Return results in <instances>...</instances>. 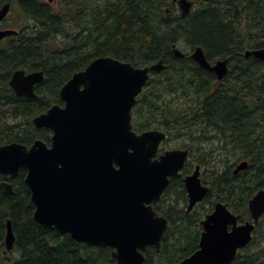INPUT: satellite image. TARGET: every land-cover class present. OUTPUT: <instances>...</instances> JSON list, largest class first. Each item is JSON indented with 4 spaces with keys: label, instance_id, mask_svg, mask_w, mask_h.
Listing matches in <instances>:
<instances>
[{
    "label": "trees",
    "instance_id": "1",
    "mask_svg": "<svg viewBox=\"0 0 264 264\" xmlns=\"http://www.w3.org/2000/svg\"><path fill=\"white\" fill-rule=\"evenodd\" d=\"M191 1L192 12L183 18L172 0H0V8L10 4L9 15L15 16L8 26L7 16L5 28L18 32L0 49V145L48 141L49 134L31 120L55 105L59 88L93 60L110 56L136 68L162 61L166 69L151 73L132 109L134 130H164L185 137L191 147L217 139L229 156L248 159L255 170L249 176L207 178L222 202L247 215L249 199L264 189V63L244 53L264 48V0ZM173 45L183 58L173 55ZM195 47L210 63L228 60L222 82L214 84V76L190 58ZM16 69L43 74L36 100L18 98L8 88ZM24 180L23 170L13 179L0 175V183L9 181L13 190L7 194L0 187V249L10 220L11 253L18 254L13 259L2 252L0 264H114L108 246L78 243L36 223ZM182 224L171 221L160 251L144 252L145 264H176L197 250L196 238ZM259 228L264 230V220ZM261 238L264 233L257 232L231 264H264Z\"/></svg>",
    "mask_w": 264,
    "mask_h": 264
},
{
    "label": "water",
    "instance_id": "2",
    "mask_svg": "<svg viewBox=\"0 0 264 264\" xmlns=\"http://www.w3.org/2000/svg\"><path fill=\"white\" fill-rule=\"evenodd\" d=\"M53 3L55 0H47ZM181 17L193 7L191 0H172ZM10 4L0 8V23L7 17ZM16 31L0 30V40L15 36ZM172 53H183L172 46ZM264 63V48L247 50L244 58ZM190 58L212 71L221 81L228 74V60L211 65L201 47ZM166 69L162 61L136 68L110 56L93 60L83 71L74 73L59 92L64 107L53 106L36 116L34 127L52 132L51 145L40 141L27 148L17 143L0 147V174L15 177L26 171L25 184L34 205L33 220L45 228L66 233L78 243L104 244L113 250L114 264H145L143 251L153 246L158 252L167 230L166 221L156 216L151 204L167 188L171 175L179 171L186 152H166L154 159L163 133L136 134L131 126V111L136 98L149 81L150 72ZM41 72L13 73L9 82L17 96L35 100L34 86L43 81ZM247 168L240 163L234 174ZM189 207L203 199L208 188L201 186L198 169L184 181ZM12 194L11 186L0 185ZM252 223L236 226L237 217L225 205L217 204L202 222L204 232L199 249L176 264H231L237 250L251 241L252 232L264 214V189L248 203ZM233 226L231 231L227 226ZM15 237L11 222H6L4 245L13 249Z\"/></svg>",
    "mask_w": 264,
    "mask_h": 264
},
{
    "label": "flooded vegetation",
    "instance_id": "3",
    "mask_svg": "<svg viewBox=\"0 0 264 264\" xmlns=\"http://www.w3.org/2000/svg\"><path fill=\"white\" fill-rule=\"evenodd\" d=\"M3 29H6V28L2 27V23H0V30H3ZM7 38H10V37H7ZM7 38L0 40V43L5 42V40ZM2 47L3 46H0V49ZM216 61H218V60H216ZM216 61H214L211 64L213 65ZM18 70H22V69L13 70L11 72V74L9 75V78L6 81V84H7L8 88H10V90L13 92L14 96H16L18 98L28 99V98L23 97V96H17L9 85V82L12 78L13 73L18 71ZM204 70L209 72L210 74H212L214 76V78L216 79L214 84H217L218 82L220 83L224 80L223 79L221 81H218L215 74L212 71H209L206 69H204ZM23 71L25 72V74L33 73V72H26L25 70H23ZM41 83H39V84H41ZM39 84H36L34 86V89H33L34 93L36 92V88ZM63 85H62V87H63ZM62 87H60L58 92H57V98L58 99H57V103L55 104L56 106H59V107H64V104L59 100V92H60V89ZM28 100H32V99H28ZM55 105H53V106H55ZM132 128H133V125H132ZM36 129L46 131L47 133H45V135L48 136V134H49V136H48L49 140L48 141L34 140V141H41L42 143H44L45 145H47L49 147L51 145L52 132L48 129H45V128H40V129L36 128ZM133 130H134V128H133ZM147 131H157V132L163 133L166 136V140H164L160 143L154 159H159V157L166 152H173V151L186 152V160L183 164V167L179 171H177V173L175 175H171L168 177L169 183H168L167 188L164 190V192L162 193L159 200L157 202H153L151 204L152 211L155 212L157 217L164 219L166 221V224H167V230L164 232L162 241H163L165 235H167L168 231L171 228V221H173V220L175 221L178 219V221L179 220L183 221V224H182L183 226H184V224L189 226L188 233H190V235L193 238H196L197 250H198L200 240L202 237V233L204 232L202 222L206 219L207 216L211 215L214 212L217 204L225 205L228 212L238 218L237 222H236L237 227L244 225L247 222L252 223V218H251V215H250L249 210H248L249 201H248L247 207H246L247 212H248L247 213L248 217L244 213H239V214L234 213L231 210V208L229 207L228 203L222 202L221 199H219L217 192L211 188L209 182L206 181V179H205L206 176H221V175H226L227 177L228 176H234V177L235 176H249L250 170H252V171H255V170L252 166V163H250V161L248 159L235 160L229 166L223 167L222 170H218L213 165H216V164L218 165V164H223V163L229 164L232 161L230 158L231 156L228 155V152H224V151L220 150L221 148L213 149L215 152H213L212 149L209 151H206V150H204V147L201 148L202 146H200L199 148H194V147H191L190 145H187L188 143L186 144L185 142H183V144H181V146H176V147L170 148V147H166V145L170 141L174 140V136H171L169 132H166V131L160 130V129H156V128L143 130V131H135V132L137 134H140L142 132H147ZM175 138H179V137H175ZM33 142H32V144H33ZM6 144H9V143H4L2 145H6ZM2 145H0V146H2ZM31 145H29V146H31ZM29 146H27V147H29ZM242 162L247 163V168L243 171L238 172L237 174H234L235 168ZM209 164H211L212 166L209 167L208 166ZM207 167H209V168H207ZM197 169H198V179L200 181V184H201V186L208 188V192L206 193V195L203 197V199L201 201L196 202L192 206L191 209H188L190 199H189V195H188V192L186 190L184 181L187 177L192 176ZM11 179H13V178H11ZM7 182L11 185V183L9 181H7ZM169 196H170V200H166L167 197H169ZM173 200H177V202H182L181 204H183V206L181 207V205H180V209H175L173 207L174 205L172 203ZM263 220H264V214L261 215V217L259 218V221L256 224L255 229L252 233V238H254L255 234L260 229L259 224ZM232 228H233V226L231 224H229L227 226L228 231H231ZM248 247H249V244L247 246H245L244 248L238 249L237 250V256L240 253H242L243 251H245L246 249H248ZM237 256H236V258H237Z\"/></svg>",
    "mask_w": 264,
    "mask_h": 264
},
{
    "label": "rangeland",
    "instance_id": "4",
    "mask_svg": "<svg viewBox=\"0 0 264 264\" xmlns=\"http://www.w3.org/2000/svg\"><path fill=\"white\" fill-rule=\"evenodd\" d=\"M13 18H15V16L14 15H9L8 16V18H7V20H6V25L8 26V25H12L13 24V22H14V20L15 19H13ZM2 27H4L5 28V24L4 23H2ZM4 45V42L3 43H0V46H3ZM181 47V50H184L183 48H182V45L180 46ZM263 70H264V67L262 68ZM9 122H10V120H8ZM213 133L211 132V133H209V135H212ZM184 139H185V137H179V138H175L174 137V140L173 141H170L167 145H166V147H170V148H173V147H176V146H181V144H183V142H185L184 141ZM186 144H187V142H185ZM192 142H188V144L187 145H190ZM223 144H221L220 142H219V140H217V139H215L213 142H201V141H197L196 142V147H195V145H194V148H199L200 146H202L201 148H203L204 147V150H206V151H209V150H211V149H219L220 148V146H222ZM238 156H239V153H235V154H233L230 158H231V162L229 163V164H225V163H223V164H216V165H213L216 169H218V170H222V168L223 167H227V166H229L233 161H235V160H237L238 159ZM209 167H211L212 165L211 164H209L208 165ZM209 167H207V168H209ZM208 176H206V181H208ZM166 200H170V196L169 197H167V199ZM173 207L175 208V209H180V205H181V207L183 206V204H181L182 202H177V200H173ZM261 233H264V230L263 229H259L258 230V236L261 234ZM264 238H261V240H260V248L262 247V248H264ZM173 246V245H172ZM178 249V248H177ZM176 250V248H172L171 247V250H169L168 252H170L171 254L174 252ZM2 252H7V253H9V256L10 257H12L13 259H15V258H17V253L15 252V253H11V251H6V249L4 248H1L0 249V257H2L3 256V254H2ZM159 252V251H158Z\"/></svg>",
    "mask_w": 264,
    "mask_h": 264
},
{
    "label": "bare ground",
    "instance_id": "5",
    "mask_svg": "<svg viewBox=\"0 0 264 264\" xmlns=\"http://www.w3.org/2000/svg\"><path fill=\"white\" fill-rule=\"evenodd\" d=\"M193 3V2H192ZM192 12V11H191Z\"/></svg>",
    "mask_w": 264,
    "mask_h": 264
}]
</instances>
